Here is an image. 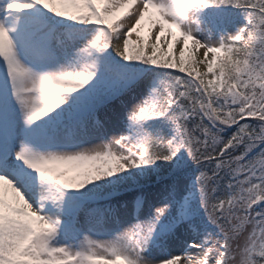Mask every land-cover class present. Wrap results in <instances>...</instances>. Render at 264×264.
<instances>
[{
	"label": "snow or ice",
	"instance_id": "1",
	"mask_svg": "<svg viewBox=\"0 0 264 264\" xmlns=\"http://www.w3.org/2000/svg\"><path fill=\"white\" fill-rule=\"evenodd\" d=\"M0 264H264V0H0Z\"/></svg>",
	"mask_w": 264,
	"mask_h": 264
},
{
	"label": "rangeland",
	"instance_id": "2",
	"mask_svg": "<svg viewBox=\"0 0 264 264\" xmlns=\"http://www.w3.org/2000/svg\"><path fill=\"white\" fill-rule=\"evenodd\" d=\"M134 39H135V34H134V37H133ZM179 45H177V55H178V50H179ZM202 71H203V69H201ZM117 107V114H118V116L119 117H123V110L122 109H119V107L118 106H116ZM101 116L102 117H105V116H107V117H109V118H115L114 116H113V113H112V111L110 110V109H108V110H104V111H102L101 112ZM130 216V215H129ZM126 217V220H130L131 219V216L130 217Z\"/></svg>",
	"mask_w": 264,
	"mask_h": 264
},
{
	"label": "bare ground",
	"instance_id": "3",
	"mask_svg": "<svg viewBox=\"0 0 264 264\" xmlns=\"http://www.w3.org/2000/svg\"><path fill=\"white\" fill-rule=\"evenodd\" d=\"M130 198V197H129ZM130 217V216H129Z\"/></svg>",
	"mask_w": 264,
	"mask_h": 264
},
{
	"label": "trees",
	"instance_id": "4",
	"mask_svg": "<svg viewBox=\"0 0 264 264\" xmlns=\"http://www.w3.org/2000/svg\"><path fill=\"white\" fill-rule=\"evenodd\" d=\"M243 123V122H242Z\"/></svg>",
	"mask_w": 264,
	"mask_h": 264
}]
</instances>
